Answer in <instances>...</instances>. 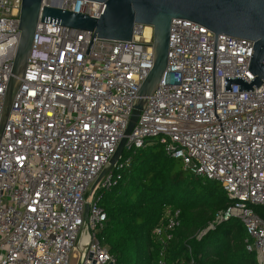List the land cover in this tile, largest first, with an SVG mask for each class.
I'll list each match as a JSON object with an SVG mask.
<instances>
[{
  "label": "built area",
  "instance_id": "built-area-1",
  "mask_svg": "<svg viewBox=\"0 0 264 264\" xmlns=\"http://www.w3.org/2000/svg\"><path fill=\"white\" fill-rule=\"evenodd\" d=\"M22 0H0V124L18 45ZM43 7L99 19L105 3L43 0ZM152 29V28H151ZM39 20L25 77L0 138V264H110L99 202L120 163L88 194L125 136L138 92L154 67L153 30L131 42ZM254 43L216 37L187 20L172 23L165 75L128 137L125 151L155 139L190 173L221 185L233 201L217 225L240 221L247 249L264 264V86L225 92V78H256ZM124 151V153H125ZM123 158V157H122ZM129 163V162H128ZM181 211L167 206L153 231L164 256ZM158 264H167L161 259ZM191 264H194L192 262Z\"/></svg>",
  "mask_w": 264,
  "mask_h": 264
},
{
  "label": "trees",
  "instance_id": "trees-1",
  "mask_svg": "<svg viewBox=\"0 0 264 264\" xmlns=\"http://www.w3.org/2000/svg\"><path fill=\"white\" fill-rule=\"evenodd\" d=\"M122 162L127 165L115 173L116 185L99 202L107 215L101 236L116 264H158L161 259L167 264H258L238 220L198 238L233 205L220 184L190 173L155 142L125 151ZM167 206L181 211L180 227L161 256L153 231ZM256 210L264 217V208Z\"/></svg>",
  "mask_w": 264,
  "mask_h": 264
},
{
  "label": "water",
  "instance_id": "water-1",
  "mask_svg": "<svg viewBox=\"0 0 264 264\" xmlns=\"http://www.w3.org/2000/svg\"><path fill=\"white\" fill-rule=\"evenodd\" d=\"M105 3L106 9L99 19L88 15L43 7V0H22L20 13L21 38L14 61L12 75L6 90L0 124V138L12 111L31 54L39 20L94 36L95 38L131 42L138 26L153 30L154 67L141 86L133 105L130 123L119 147L108 166L92 186L86 205V219L90 204L103 179L116 167L125 151L128 137L145 109L148 98L159 87L167 66L171 26L174 21L187 20L205 27L216 37L224 35L254 43L249 71L256 77L251 84L243 78H225V92L239 85V92L253 91L264 86V0H88ZM110 264H116L112 262Z\"/></svg>",
  "mask_w": 264,
  "mask_h": 264
},
{
  "label": "bare ground",
  "instance_id": "bare-ground-1",
  "mask_svg": "<svg viewBox=\"0 0 264 264\" xmlns=\"http://www.w3.org/2000/svg\"><path fill=\"white\" fill-rule=\"evenodd\" d=\"M152 29L150 27H147V32L150 33Z\"/></svg>",
  "mask_w": 264,
  "mask_h": 264
},
{
  "label": "rangeland",
  "instance_id": "rangeland-1",
  "mask_svg": "<svg viewBox=\"0 0 264 264\" xmlns=\"http://www.w3.org/2000/svg\"><path fill=\"white\" fill-rule=\"evenodd\" d=\"M157 141H158L157 139L154 140L155 143H156Z\"/></svg>",
  "mask_w": 264,
  "mask_h": 264
}]
</instances>
